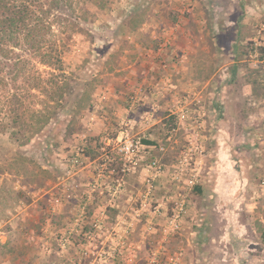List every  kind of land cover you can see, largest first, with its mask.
<instances>
[{"label": "crops", "instance_id": "1", "mask_svg": "<svg viewBox=\"0 0 264 264\" xmlns=\"http://www.w3.org/2000/svg\"><path fill=\"white\" fill-rule=\"evenodd\" d=\"M178 1L169 0L163 7H134L137 10L128 13L137 14L138 21L117 17L113 33L116 44L103 57L114 61L112 70L102 75L87 94L80 123L85 127L91 117L89 133L99 135L112 129L114 134L128 119L132 132L146 137L152 136L154 124L164 125L170 120L155 112L167 106L175 108L185 135L182 139L192 137L201 145L203 152L199 155L206 161L201 169L204 176L194 187L195 194L202 196L205 189L209 190L199 212L185 214L177 236L165 235L163 215L133 221L131 214L123 211L133 200L121 195L108 199L88 194L93 183L103 187L98 182L100 176L94 174L89 152L79 166H72L69 176L65 174L67 159L56 157L59 161L55 167L57 164L65 168L59 173L52 171V180L44 184H22L21 188L36 193L24 201L17 199L18 211L11 214V208L5 218H0V246L5 249L0 264H30L27 252L38 257L47 253L43 264H94L101 260L92 259L89 263L83 254L84 249L93 251L92 246L97 252L105 248L113 252L109 264H122L123 255L129 256L132 264H140L138 256L149 242H153L151 253L161 249L167 264H185L186 260H177L172 253L186 252L187 245L194 248L201 232L210 235L209 247L215 251H219L216 238L225 237L227 249L222 251L226 254L228 240L243 237L239 249L241 264H250L251 260L243 254L255 247H250L247 238L257 237L259 242L264 228V71L252 70L250 63L242 59L246 52L242 45L254 34L248 14L253 9L258 11L255 2H263L208 0V5H204L199 3L201 0H193V5L185 6V10ZM131 94L135 96L128 100ZM158 96L161 100L154 101ZM139 99L142 100L135 103ZM150 142L145 140V144ZM144 155L146 158L145 150ZM122 185L135 188L130 180ZM152 219L154 224L159 223V229L147 223ZM100 221L114 222L116 229L101 232L90 242L92 224ZM121 227L130 230L120 231ZM11 233L32 237L34 249L27 242L24 244L23 237L14 245ZM261 245L264 249L263 238ZM12 253L16 255L10 257ZM174 256L176 261H171ZM146 257L141 264H145Z\"/></svg>", "mask_w": 264, "mask_h": 264}, {"label": "rangeland", "instance_id": "2", "mask_svg": "<svg viewBox=\"0 0 264 264\" xmlns=\"http://www.w3.org/2000/svg\"><path fill=\"white\" fill-rule=\"evenodd\" d=\"M261 1L263 2L261 4L254 1L259 9L255 7L258 11L253 9V13L250 11L248 14V21L252 24L253 29L264 18V0ZM71 2V7L66 11L67 14H63L64 19L55 21L52 16H49L52 18L53 25L51 31L45 35V41L41 45L39 53L32 52V49H29L28 44L25 43L22 44L21 49H16L21 59L25 60L23 63H25L26 71L19 73L15 82L12 81V76L8 73V65L11 61H6L7 65L4 62L1 63L4 66L1 72L2 78L4 77L9 84L11 83L13 90L10 94L15 93L22 102V106L14 101V96H11L9 102L7 99L0 101V218H5L11 208V214L18 211V207L15 206L17 199L24 201L30 197L29 194H32L33 190L21 188L22 184L29 185L34 182L44 184V182L52 180V171L55 170L59 173L60 170H63L64 165L56 164L57 167L54 165L59 159L61 161L67 159L65 174L69 176L68 171L73 168L69 157L74 149L80 146L84 147L85 154L89 152L88 158L94 163V170L96 169L94 174L100 176L98 182L103 185L102 188H98V185L93 183L88 189L89 195L104 196L108 199L121 195L127 200L131 199V201L133 200L131 205L127 203L123 211L126 214H131L133 221L143 217L151 218V216L163 215L166 219V228H162V230L164 229L163 234H172L175 237L181 229V222L185 214L193 211L199 212L201 203L207 200L206 194L209 192L208 189H205L203 196L195 194L194 187L200 184V180L204 176L201 169L203 170L205 167L206 163L204 162L206 161L204 156L199 155L201 153H193L196 147L191 149L192 145L198 146L199 144L192 137L187 140L182 139V136L185 135L181 132V125L178 123L179 112H176L175 108L170 109V106H167V109L156 111V116H161L163 113V116L170 120L164 125L154 124L151 127L152 136L146 137L135 135L132 132V123H129L128 119L123 120L119 130L114 134L112 129L99 135L89 133L91 127L88 124L93 122L91 117L88 118L85 127L80 123L83 117V108L87 106L89 98L87 94H90L92 87L98 85V80L102 79V75L112 70L111 65L114 61H109L110 58L104 60L103 57L107 50L116 44L113 33L116 30L117 17L122 16V20L126 18L138 21L137 14L128 13L137 10L134 7H163L169 4V0H71ZM199 3L208 5V0H201ZM181 4L187 10L185 6H192L193 0H181ZM182 12L187 13V11ZM182 12L180 14H183ZM235 16L237 15L234 13ZM253 36L252 33L250 39L242 45L243 51L246 50L242 59L246 63H250L249 66L252 70L264 71V57L258 52L257 56H254L251 41ZM112 38L113 40L107 42ZM205 42L208 43V38L205 39ZM58 50L61 51L58 56L61 61L57 59ZM42 56H46L47 59H51L52 56V70L38 62ZM60 66L63 71L58 70ZM55 79L65 80L63 83L65 89L61 90L63 101H60V97H58L60 93L56 92L54 88ZM138 95L140 94L136 96ZM134 96L135 94H131L128 100L133 99ZM50 97L57 102V105L50 100ZM158 97V99L154 98V101L161 100V97ZM104 98L105 96L102 99ZM140 100L142 99L135 103H139ZM18 107V113L26 115L25 125L21 124L23 118L20 122L15 123L14 117L17 112L14 109L17 110ZM24 110L27 112L24 113ZM31 110L36 111L33 113ZM153 119H155L154 115ZM105 137L109 139V143L104 139ZM145 140L147 142L150 140L152 143L145 144ZM89 142H92V145L88 148ZM129 144L133 145V150L126 151L124 148ZM199 149L200 152H203L201 147ZM55 150L60 153L59 156L54 154ZM144 150L147 153L146 158ZM56 157L59 159L55 160ZM134 165L137 166V170L134 169ZM4 171H7V174H3ZM190 178L193 183L188 181ZM128 179L135 188L121 186L123 182H128ZM35 193L36 191L32 196ZM234 193L236 192L234 191ZM193 202H195V206H193ZM191 205L193 209L190 211ZM180 206H182V210L179 213L178 226L171 228L169 219L178 212ZM203 208L205 209L204 206ZM217 212L220 211L217 210ZM153 219L147 223L153 225ZM117 224L120 226L121 222L118 221ZM110 225L115 226L110 227ZM126 226L132 228L131 225ZM153 226L159 229V223ZM114 229H116L114 222L111 224L106 222L104 224L101 221L94 222L88 240L93 242V238H96L97 234L109 233ZM120 229L125 232L130 230L123 227ZM117 231L120 232L119 229ZM261 236L264 242V228H262ZM198 237L201 239L197 241L194 248L187 245L186 252L179 251V255L177 251L172 253L175 254L177 260L184 259L186 260L185 264H241L239 249L240 240H244L243 237H234L232 241L227 239L229 242L227 254L222 251V249H227L224 246L225 237L216 238V246L219 247V251L209 247L211 241L209 234L201 232L198 233ZM10 238L14 245L17 240L21 239L25 240L24 244L27 242L29 248L34 249L31 244L34 240L30 239L32 237L11 233ZM262 238L258 236L259 242H257V237L247 238L250 241V247H255L250 253L247 251V254H243L251 260L250 264L251 262L252 264H264ZM152 243L149 242L142 248L138 256L139 262L142 263L148 256L145 259V264H167L161 249L152 250L151 253ZM92 250L84 249L83 252L88 257L89 263L92 259H99L101 261H95L94 264H109L108 260L110 257L112 258V251L105 248L102 251L97 249L99 250L97 252L93 246ZM4 251L5 249L0 246V256ZM13 254L16 255L12 253L10 257ZM45 254L47 253L38 257L34 253L27 252L26 255H30L31 259L28 263L43 264L47 260ZM175 256L171 258V261H176ZM36 257H38L37 262ZM129 259V256L124 257L123 255L122 264H132Z\"/></svg>", "mask_w": 264, "mask_h": 264}, {"label": "trees", "instance_id": "3", "mask_svg": "<svg viewBox=\"0 0 264 264\" xmlns=\"http://www.w3.org/2000/svg\"><path fill=\"white\" fill-rule=\"evenodd\" d=\"M71 3V0H0V101L7 99L9 102L11 96H14V101L22 106L16 94H10L13 90L11 83L9 84L4 77L2 78L1 72L4 66L1 63L4 62L7 65L6 61H11L8 65V73L15 82L19 73L26 71L25 63H23L25 60L21 59L16 49H21L22 44L25 43L28 44L29 49H32V52L39 53L45 41V35L51 31L53 25L52 18L49 16H52L55 21L62 19L63 14L66 15L67 9L71 7ZM60 52L58 50L57 57ZM57 59L61 61L60 57ZM38 62L52 70V56L51 59L42 56ZM58 70L63 71L61 66ZM64 81L55 79L53 82L56 92L60 93L58 96L60 101H63L61 90L65 89ZM50 98L57 105V102L52 97ZM19 107L17 110L14 109L17 112L14 117L15 123L23 118L21 124L25 125L26 115L18 113ZM31 111L34 113L36 110ZM26 112L24 110V113Z\"/></svg>", "mask_w": 264, "mask_h": 264}, {"label": "built area", "instance_id": "4", "mask_svg": "<svg viewBox=\"0 0 264 264\" xmlns=\"http://www.w3.org/2000/svg\"><path fill=\"white\" fill-rule=\"evenodd\" d=\"M251 41H252L253 48H254L253 49L254 50V56H257V54L259 53L260 55H262L264 57V18L254 26V36L251 39ZM104 139H106V141H108V143H109L108 138L105 137ZM195 147H196V149L193 150V153H197V152L201 153L200 152L201 150L199 149L198 146L192 145L191 149H194ZM124 149L126 151L133 150V145L129 144ZM188 149H190V148H188ZM84 158H86L85 149H84V147L78 146L77 148L74 149L73 153L69 157V162H70L71 166H78L81 163L82 159H84ZM188 181L190 183H193V180H191V178ZM181 210H182V206H180L178 212L175 213L174 216L169 219V223H170L171 228H177L178 217H179V213Z\"/></svg>", "mask_w": 264, "mask_h": 264}]
</instances>
